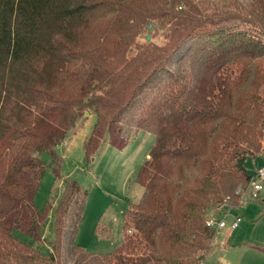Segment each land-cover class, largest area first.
<instances>
[{"label":"trees","instance_id":"obj_1","mask_svg":"<svg viewBox=\"0 0 264 264\" xmlns=\"http://www.w3.org/2000/svg\"><path fill=\"white\" fill-rule=\"evenodd\" d=\"M240 26L249 36L223 53ZM147 32L162 43H139ZM263 60L264 0H0V264L204 262L208 219L238 207L246 163L264 150ZM89 115L88 160L103 143L154 137L136 176L142 195L108 254L75 242L88 196L76 180L44 212L34 204L39 155L58 177L54 150Z\"/></svg>","mask_w":264,"mask_h":264},{"label":"rangeland","instance_id":"obj_2","mask_svg":"<svg viewBox=\"0 0 264 264\" xmlns=\"http://www.w3.org/2000/svg\"><path fill=\"white\" fill-rule=\"evenodd\" d=\"M248 31V27L240 26L225 34L223 41L219 42L220 46L224 44L223 53L231 49L233 44H237L238 34L249 36ZM256 32L259 31L256 29ZM150 36V32L143 34L139 43L152 41L161 44L163 41L161 33L152 40ZM226 53L228 58L230 54ZM230 70L233 72L230 79H233L238 68L234 66ZM202 72L207 77L212 74L209 66ZM94 122L95 116H87L66 137L68 148H64L63 143L55 148L54 152L60 158L58 177L50 168L51 155L48 152L39 155L45 171L34 196V204L40 212H44L48 204H56L61 197L64 181L76 180L87 190L88 196L75 242L88 252L108 254L120 246L125 211L129 205L139 201L143 192L142 187L136 183V176L140 166L148 158V150L154 142V137L144 131H138L123 150L103 143L97 153L88 160L84 154L83 141L90 135ZM262 167L264 150L255 160L247 161L246 171L254 177ZM238 199V207L231 210L226 208L218 213V217H224L225 228L216 231L211 250L203 259L205 264H264V185L258 199L252 200L249 194L242 202ZM236 219H239L240 223L237 228L231 230L230 227ZM43 238L47 243L54 238L52 211L47 213ZM47 243H36L34 246L48 251L50 248Z\"/></svg>","mask_w":264,"mask_h":264},{"label":"built area","instance_id":"obj_3","mask_svg":"<svg viewBox=\"0 0 264 264\" xmlns=\"http://www.w3.org/2000/svg\"><path fill=\"white\" fill-rule=\"evenodd\" d=\"M264 185V167L259 169L254 177H251L248 186L245 190H237L235 194L241 199H245V196L249 194L252 200L258 199L259 193L263 190ZM240 223L239 219H236L230 227L231 230L237 228L238 224ZM206 226L212 229L213 231H218L225 228L224 224V217H211L208 219ZM198 264H205L204 262Z\"/></svg>","mask_w":264,"mask_h":264},{"label":"crops","instance_id":"obj_4","mask_svg":"<svg viewBox=\"0 0 264 264\" xmlns=\"http://www.w3.org/2000/svg\"><path fill=\"white\" fill-rule=\"evenodd\" d=\"M137 134H138V133H137ZM137 134H136V135H137ZM134 138H135V137H134ZM134 138H133V139H134ZM133 139H132V140H133ZM62 146H63L64 148H68V142L64 141L63 144H62ZM141 195H142V194H141ZM140 197H141V196H140ZM215 234H216V233H215ZM122 235H123V234H122ZM122 239H123V236H122ZM122 239H121V242H122ZM120 244H121V243H120ZM204 263H205V261H204Z\"/></svg>","mask_w":264,"mask_h":264}]
</instances>
